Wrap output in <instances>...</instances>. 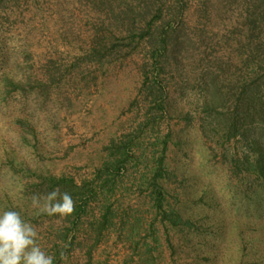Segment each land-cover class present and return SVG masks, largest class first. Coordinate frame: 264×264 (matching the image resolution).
Wrapping results in <instances>:
<instances>
[{"label": "rangeland", "instance_id": "obj_1", "mask_svg": "<svg viewBox=\"0 0 264 264\" xmlns=\"http://www.w3.org/2000/svg\"><path fill=\"white\" fill-rule=\"evenodd\" d=\"M181 3L175 27L184 21L188 46L158 59L161 111L145 85L150 47L128 33L153 14L154 0L0 5V210L20 212L54 264H264V179L246 169L263 124L244 114L245 137L229 138V112L202 111L211 73L224 93L246 85L264 99V0ZM125 10L123 26L114 16ZM106 45L112 53L91 55ZM28 78L47 93L25 85ZM136 134L134 160L112 195L100 193L105 148ZM49 177L96 188L80 223L37 214L32 197L49 193ZM105 200L115 217L99 229Z\"/></svg>", "mask_w": 264, "mask_h": 264}, {"label": "trees", "instance_id": "obj_2", "mask_svg": "<svg viewBox=\"0 0 264 264\" xmlns=\"http://www.w3.org/2000/svg\"><path fill=\"white\" fill-rule=\"evenodd\" d=\"M5 0H0V5L4 3ZM166 0H154L153 5V14L148 18L140 20L139 29L136 31V24L132 21L131 25L128 26V33L132 35V39L141 43H146L151 50V56L153 64L151 70L148 73H145V85L149 83V93L153 97L154 106L161 108L162 104H159V99L163 93L162 88L156 82L158 75H160V66L158 59L162 58L167 53H178L182 52L186 44V39L183 36L185 32L184 21L182 24L175 27V23L178 21L179 16L182 14L183 4L181 0H174L170 6H166ZM110 4V2H105ZM111 6V5H110ZM110 13H113L112 10H109ZM132 11L125 10L114 16V21L118 20V24L125 22L130 16ZM136 23V22H135ZM124 26V23H122ZM132 31H131V30ZM112 48H117V45L112 44ZM107 45L104 48L93 49L91 55H95L98 58H104L106 55L112 53V48ZM208 73H210L208 71ZM213 73H211V84L204 88V101L202 106V111L207 115H216V116H226V112H229V128L227 130V136L229 138L235 137V135H241L245 137L246 129L241 132L243 129V124H239V121L245 114L253 116H259L260 121L262 122L264 129V99L261 98L260 94L254 91L250 86L242 85L240 90L225 92L219 87L218 80L219 77L216 75L212 78ZM152 75V76H149ZM155 75V76H154ZM50 83L55 81L53 75L50 72L49 75ZM39 80H32L28 78L25 81V85H30L32 88L35 87L39 89V93L44 94L48 91V85L38 82ZM153 81V83H152ZM9 85L16 87V89L21 90V92H26L25 86L21 83L15 84L14 82H9ZM227 97H229V107H226ZM161 103V102H160ZM253 106V108H252ZM156 116V115H155ZM157 117L153 118L155 122ZM242 122V120L240 121ZM241 126V129L239 128ZM136 135H127L124 136L122 140L116 139L110 143V146L105 148V153H107L108 158L104 161L102 167L97 172V178L101 181L99 185V191L102 194L108 193L112 195L114 189L116 188L117 176L121 171L127 168L128 164L134 159L131 156L132 153V142ZM264 137V133L261 134ZM260 136V137H261ZM260 138H253L251 140L252 152L256 155V158L253 164L246 162L247 168L250 169L252 166L260 176L264 179V142ZM143 159V158H142ZM154 160V159H153ZM157 161L158 171L162 170V159H155ZM144 162V159L141 160ZM146 163V162H145ZM105 175L104 178L102 176ZM43 184L48 188L49 193L55 189H58L60 193L67 192L71 194L75 202V210L71 215L66 216L67 220L72 221V224L75 222L80 223L82 221L83 213L88 215L87 209L90 208V202L96 201L97 190L93 187L91 182H83L80 186L73 179L68 178H55L49 177L44 181ZM106 206L103 208V215L100 221L94 222L95 226L100 227L113 220L115 217V212L112 209V206L105 200L104 203ZM82 214V215H81ZM97 240L94 241V247L96 246ZM91 248L88 249V257H91Z\"/></svg>", "mask_w": 264, "mask_h": 264}, {"label": "clouds", "instance_id": "obj_3", "mask_svg": "<svg viewBox=\"0 0 264 264\" xmlns=\"http://www.w3.org/2000/svg\"><path fill=\"white\" fill-rule=\"evenodd\" d=\"M43 200V204H41ZM37 214L53 216L71 215L75 202L71 194L53 190L46 196L32 197ZM35 227L15 210H0V264H54V257L48 255L37 243Z\"/></svg>", "mask_w": 264, "mask_h": 264}]
</instances>
